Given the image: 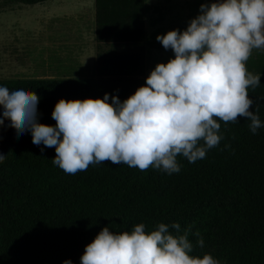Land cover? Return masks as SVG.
Segmentation results:
<instances>
[{
    "label": "trees",
    "instance_id": "1",
    "mask_svg": "<svg viewBox=\"0 0 264 264\" xmlns=\"http://www.w3.org/2000/svg\"><path fill=\"white\" fill-rule=\"evenodd\" d=\"M142 1L94 0L95 78L0 79V86L35 92L38 122L50 126L56 124L51 112L59 99H103L107 93L108 103L112 96L123 102L146 80ZM246 67L261 72L259 86L248 93L255 102L250 110L255 113L258 106L264 124V49H253ZM217 122L219 144L194 163L178 156V173L104 162L67 174L52 163L54 148L34 145L30 132L17 138L5 119L0 126V264H80L85 246L103 227L131 232L141 223L146 232L169 225L173 235L171 224H180L179 234L191 226V255L199 232L220 264H264V127L253 134L248 119Z\"/></svg>",
    "mask_w": 264,
    "mask_h": 264
},
{
    "label": "clouds",
    "instance_id": "2",
    "mask_svg": "<svg viewBox=\"0 0 264 264\" xmlns=\"http://www.w3.org/2000/svg\"><path fill=\"white\" fill-rule=\"evenodd\" d=\"M156 40L174 58L157 63L145 85L123 102L112 96L108 103L107 93L103 99H59L51 112L56 124L50 126L38 122L35 92L0 86V126L6 119L17 138L30 132L34 145L54 148L52 163L67 174L104 162L178 173V156L194 163L219 144L218 120L248 119L253 134L264 127L259 107L250 110L255 102L248 93L259 86L261 72L246 67L253 49H264V0L202 3L186 30H170ZM170 227L176 235L163 223L150 232L143 223L131 232L103 227L85 246L80 264H220L210 254H190L191 226L183 234L179 223ZM195 235L202 248L203 238Z\"/></svg>",
    "mask_w": 264,
    "mask_h": 264
},
{
    "label": "rangeland",
    "instance_id": "3",
    "mask_svg": "<svg viewBox=\"0 0 264 264\" xmlns=\"http://www.w3.org/2000/svg\"><path fill=\"white\" fill-rule=\"evenodd\" d=\"M59 3L56 0H47L42 3L25 5L15 0H0V79L36 78L27 71V67L31 66V59L36 68L40 69L45 67L47 60L51 61L52 58L46 60L40 50L42 47L39 39L44 25H49L50 22L68 24L77 20L75 18L77 17V0H64V2L62 0ZM202 3L203 0H146L144 25L146 31L143 43L147 50V63L149 61L148 66L152 70L157 63H166L169 59L174 58L172 50H165L156 40V36L163 35L170 30H185L179 14H175L178 16L177 23L169 27V23H164L165 19L158 13L162 8L163 10L170 8V4L174 7H172V11L179 12L180 7L186 4L188 8L192 9V19H194L200 14ZM48 4L50 9L44 12ZM49 10L53 13V17L42 18V11L47 16ZM182 19L184 18L182 17ZM156 51H159L158 54ZM49 67L56 66L49 64ZM58 68L61 70L59 73L64 74L68 65L60 64ZM148 75L144 71L142 77ZM212 250L213 247L209 244L204 243L202 248L197 245L194 256L202 258L205 253L210 254Z\"/></svg>",
    "mask_w": 264,
    "mask_h": 264
},
{
    "label": "crops",
    "instance_id": "4",
    "mask_svg": "<svg viewBox=\"0 0 264 264\" xmlns=\"http://www.w3.org/2000/svg\"><path fill=\"white\" fill-rule=\"evenodd\" d=\"M47 0H44L45 2ZM59 3L62 0H56ZM64 2V0H63ZM42 3V2H40ZM205 3V0H203ZM35 4V3H34ZM56 4V3H55ZM62 4V3H59ZM26 5V4H25ZM44 7V6H42ZM49 7V4L46 6ZM168 9H161L159 15H161L165 20L164 23H169V27H172L173 24L177 23L179 14L181 16L183 28L185 30L193 18V11L191 8L185 6L180 7L179 12L175 10L172 11L173 5H169ZM174 8V7H173ZM142 24H143V40L145 36V21H146V0L142 1ZM42 11V18L53 17V13L49 10V15ZM76 12V11H74ZM94 0H77V20L72 23H55L50 22L49 25H44V28L41 32L40 43H41V52L44 54V57L51 59L50 62L47 60L45 67L41 69L36 68L34 62L31 59V66L27 67V71L30 75L36 78H95L94 74V64H95V39H94ZM63 14V13H62ZM59 16V15H58ZM182 17L184 19H182ZM184 31V30H183ZM144 42V41H143ZM35 49H37L35 47ZM39 50V49H37ZM159 51H156L158 54ZM147 50L143 43V73L149 74L151 67L147 63ZM66 57V60H65ZM68 58V60H67ZM57 61V62H56ZM49 64H52L56 67H49ZM68 65V69L65 70L64 74L59 73L61 70L58 66ZM149 67V68H148ZM147 77V76H146ZM145 77V78H146Z\"/></svg>",
    "mask_w": 264,
    "mask_h": 264
}]
</instances>
